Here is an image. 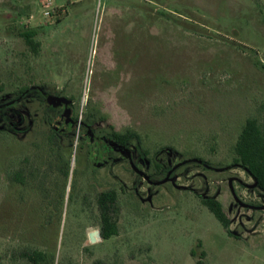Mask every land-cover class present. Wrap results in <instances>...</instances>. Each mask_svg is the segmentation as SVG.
Listing matches in <instances>:
<instances>
[{
  "label": "rangeland",
  "instance_id": "374dc122",
  "mask_svg": "<svg viewBox=\"0 0 264 264\" xmlns=\"http://www.w3.org/2000/svg\"><path fill=\"white\" fill-rule=\"evenodd\" d=\"M35 87L78 119L60 139L72 156L52 211L13 185L17 161L50 160L60 117ZM248 118L264 129V0H0V264H32L34 251L42 264H264V198L233 164ZM87 127L137 138L93 162ZM92 182L118 196V234L95 244L98 211L81 214L77 194Z\"/></svg>",
  "mask_w": 264,
  "mask_h": 264
},
{
  "label": "trees",
  "instance_id": "16d2710c",
  "mask_svg": "<svg viewBox=\"0 0 264 264\" xmlns=\"http://www.w3.org/2000/svg\"><path fill=\"white\" fill-rule=\"evenodd\" d=\"M59 22L60 20H57V23ZM34 36V31H26L22 33V37L24 38L27 46H29L32 52L36 53L38 43L34 41ZM26 91L27 89H22L20 92L23 94ZM75 120H77V116H75ZM111 129V133L105 138L106 140L104 142L101 140L104 145L100 147L95 146L98 151L100 149H112V147L108 145V142H113L116 146H120L125 150H128L129 143L137 138L136 133L133 131L126 130L125 132H118L114 130L113 127H111ZM72 130H75V127H73ZM84 140L89 141V137H85ZM82 142L83 141H80V146H82ZM46 146H48L49 149L48 156L50 157V160H48V163L51 173L53 172L55 174L57 172L54 169H61V177L63 178L62 184L64 185L65 183L66 185L69 178L72 154L69 153L67 155L64 153V150L61 147L60 138H58L53 132L49 133L47 136ZM233 152V164L245 171L248 176L256 182V188L262 193L264 198V129L261 127L257 119L248 118L245 121L243 128L238 135ZM88 156H91L90 150H88ZM54 178L57 179V177ZM15 180H17L18 183L23 181L19 173L17 174V178ZM62 194L63 192L57 197L60 203V208H63L64 204V196ZM50 199L51 206L53 205V208L55 209L56 199H53L52 197ZM71 199L72 197L69 194L68 200L70 201ZM202 204L210 210L223 228L230 234V221L223 210L222 204L213 198L202 200ZM97 205L101 236L103 240H108L118 234L117 224L113 217V215L117 213L118 209L117 192L115 190L100 192L97 197ZM53 208H49V211L54 210ZM25 256L34 264H42L45 257L43 253L38 251H34L31 255ZM204 257L205 252H201V258ZM197 264H201V262L198 261Z\"/></svg>",
  "mask_w": 264,
  "mask_h": 264
},
{
  "label": "flooded vegetation",
  "instance_id": "af4514ba",
  "mask_svg": "<svg viewBox=\"0 0 264 264\" xmlns=\"http://www.w3.org/2000/svg\"><path fill=\"white\" fill-rule=\"evenodd\" d=\"M29 90V89H28ZM37 93H39L43 99H44V105L46 109H51L54 111H59L60 113V117H57L56 119L53 120V128H52V132L58 137V138H62V137H67L72 131L73 127H75L76 123L78 122V119L75 120V115H74V107L71 105V101L69 99H67V101H69V104L67 106H63L60 108H53V107H46V99L49 96L55 97V98H60L63 96H58V95H50V94H46L42 91L41 88L36 89L35 90ZM29 92V91H28ZM28 92H25L23 94H28ZM65 113L69 114V118L65 119L63 118V115ZM64 119V120H63ZM32 121L29 122L26 130H29L32 127L31 124ZM61 122H64L63 125L60 126ZM8 124V122H7ZM92 132L90 130L89 127H87V130L85 132V134H83V136L85 137H89V149L91 152V156H88V151H87V157L88 160H92L93 162L95 161H102L103 159H107V156L112 153L114 151L115 147H112V149L110 150H97V147L103 146L104 142L106 139H99L97 137H93L92 139L90 138ZM102 140V142H101ZM109 145V142H108ZM111 147V146H110ZM116 148H122L120 146H117ZM124 149V148H122ZM58 169V168H57ZM55 171H57L55 174L50 170L49 167V163L47 161V163L44 162V160H39V159H30V158H26L23 160H19L16 163V167L12 170V176H13V185L16 186L19 189V192L25 191L27 194L30 195H34L39 197L42 205H43V209L45 211H49V208H53L54 206H51V197L54 199L56 198L55 195L60 196L61 193V187H57V178H60L62 180L61 177V169H54ZM59 172V173H58ZM20 174L22 177V182L18 183L17 180H15L17 178V174ZM58 173V174H57ZM57 174V175H56ZM56 190H58V192H56ZM79 190V189H78ZM77 190V194L79 195L78 198V205L81 207V210H83L81 212L85 213L87 208H94L95 212L98 211V205H97V186L92 182L90 184V188L88 189H80L79 191ZM82 190V191H81ZM88 194H85L87 193ZM93 196V197H92ZM89 198V201L88 199ZM54 209V208H53ZM95 231V230H94ZM100 232V227L99 230ZM90 233V232H89ZM89 233L86 234V237L88 239V243L89 244H95V243H91L89 240ZM101 234V232H100ZM101 240L102 236H101ZM32 254V253H31ZM31 262V261H30ZM32 264H34L33 262H31Z\"/></svg>",
  "mask_w": 264,
  "mask_h": 264
},
{
  "label": "water",
  "instance_id": "95a60500",
  "mask_svg": "<svg viewBox=\"0 0 264 264\" xmlns=\"http://www.w3.org/2000/svg\"><path fill=\"white\" fill-rule=\"evenodd\" d=\"M33 89H39V88L35 87ZM29 90H27L26 92H28ZM68 104H69V101H67V99L65 97L55 98V97L49 96L46 99V107L60 108L63 106H67ZM63 118L68 119L69 114L65 113L63 115ZM63 124H64V122H61L60 126ZM109 146L115 147V148L117 147L113 142H109ZM254 186L256 187V182H254ZM89 240L91 243H96L97 241H100L101 240L100 232L98 230L90 232L89 233Z\"/></svg>",
  "mask_w": 264,
  "mask_h": 264
},
{
  "label": "built area",
  "instance_id": "2783aa9c",
  "mask_svg": "<svg viewBox=\"0 0 264 264\" xmlns=\"http://www.w3.org/2000/svg\"><path fill=\"white\" fill-rule=\"evenodd\" d=\"M49 2L50 1H47V3L43 4L44 8H46V10L43 12V16L47 19L52 18L54 15V9L53 10L49 9L50 8Z\"/></svg>",
  "mask_w": 264,
  "mask_h": 264
}]
</instances>
